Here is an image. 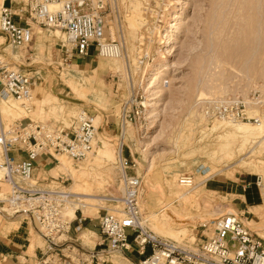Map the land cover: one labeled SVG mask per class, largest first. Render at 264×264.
I'll return each instance as SVG.
<instances>
[{
  "label": "rangeland",
  "instance_id": "obj_1",
  "mask_svg": "<svg viewBox=\"0 0 264 264\" xmlns=\"http://www.w3.org/2000/svg\"><path fill=\"white\" fill-rule=\"evenodd\" d=\"M106 1L117 14L114 34L122 49L115 58L98 56L91 49L88 56L63 62L59 44L63 33L30 19L32 37L22 46L7 44L0 32V60L7 68L35 77L29 98L0 93V127L28 118L69 126L77 112L85 110L97 132L85 159L74 163L65 154L53 152L41 154L46 166L35 163L28 181L45 185L61 180L70 192L82 195L73 194L70 199L79 201L80 207L75 218L64 213L71 219L69 228L54 238L51 250H44L45 240L27 215L20 211L13 215L27 230V252L36 257L34 264H92L89 251L104 249L103 243H97V222L109 207L104 195L121 191L120 145L122 155L133 161L128 172L141 177L140 223L156 234L175 241L198 239L194 235L198 236L200 222L233 211L264 237V187L252 183L241 187L255 174L264 183V117L257 122L242 120L243 129H235L225 120H208L201 111L202 101L212 96H236L264 105V0ZM26 2L0 0V6L22 13L21 17L13 14L22 22L23 15H29ZM169 37L173 41H167ZM129 98L134 102L129 103ZM122 107L132 113L121 132L117 116ZM102 139L113 144V160L99 154ZM238 147L240 153L235 152ZM203 151L228 160L232 169L211 164ZM63 159L81 176L80 186L62 170ZM180 173L192 175L193 191H185L182 186L186 185L178 183ZM7 191L0 181L4 213H10L2 199ZM242 191L246 192L244 202L238 194ZM192 192L197 199L184 203L178 198ZM254 204L260 206L246 211ZM3 215L1 221L6 220ZM80 215L90 218L88 224L79 221ZM128 253L108 250L99 257L106 264H134L138 255Z\"/></svg>",
  "mask_w": 264,
  "mask_h": 264
},
{
  "label": "built area",
  "instance_id": "obj_2",
  "mask_svg": "<svg viewBox=\"0 0 264 264\" xmlns=\"http://www.w3.org/2000/svg\"><path fill=\"white\" fill-rule=\"evenodd\" d=\"M26 5L29 15H23L22 22L13 19V14L21 17L22 13L0 6V32L12 47L31 40L30 19L63 33L59 43L63 62L67 63L74 56H88L91 49L101 57L121 55V41L110 31L111 27H116L117 14L106 0H27ZM33 84L35 77L17 68H7L0 60L1 94L29 97ZM133 99L129 98V103L134 102ZM134 104L136 113L137 103ZM201 111L208 120L232 118L257 122L264 117L262 103L236 96L207 97L202 101ZM130 113L132 110L123 107L119 110V129L127 116L130 120ZM95 133L92 116L85 110H79L69 126L34 122L28 118L25 122L18 119L7 128L0 127V181L8 186L2 199L6 200L10 211L4 213L5 207H0V213L13 216L20 211L27 215L45 240V251L51 250L56 245L54 238L66 234L69 228L71 219H67L62 210L73 194L61 180L45 185L28 181L33 175L35 158L39 154L59 152L76 163L91 151ZM117 162L121 191L117 195H104L103 200L109 207L98 217L100 240L97 243L105 247L89 251L92 264H106L99 254L108 250L137 254L134 264H264V237L243 222L240 212L226 211L209 222H200L198 236L194 235L199 240L175 241L142 225L138 205L141 177L135 171L128 172L133 161L122 155L121 145ZM177 180L186 186L193 182L192 175L187 173H180ZM251 183L262 185L261 176L255 174L252 180L243 181L242 189Z\"/></svg>",
  "mask_w": 264,
  "mask_h": 264
},
{
  "label": "bare ground",
  "instance_id": "obj_3",
  "mask_svg": "<svg viewBox=\"0 0 264 264\" xmlns=\"http://www.w3.org/2000/svg\"><path fill=\"white\" fill-rule=\"evenodd\" d=\"M147 3V2H146ZM149 5V4H148ZM146 6V5H145ZM165 6V5H164ZM147 8H149L148 6H146ZM149 10V9H148ZM150 15V14H149ZM175 17V16H174ZM142 19L140 18V19H137V21H136V24H138V23H140V21H141ZM173 26V25H172ZM158 30V29H157ZM110 31L112 32V33H114V31H115V28H113V27H111V29H110ZM151 33V32H150ZM171 37V36H170ZM168 38V40L167 41H171L172 40V38ZM258 40V41H257ZM173 41V40H172ZM256 41H257V44H258V42L260 41V36L258 35L257 36V38H256ZM257 46V45H256ZM13 57H15V56H13ZM117 57V56H116ZM115 58V57H114ZM136 60V59H135ZM134 60V61H135ZM136 62H138V63H140L139 62V60H137ZM165 67V66H164ZM166 68V67H165ZM157 71V70H156ZM68 78V77H67ZM68 80H70V79H68ZM71 83V82H70ZM70 86V85H69ZM30 97V96H29ZM29 97H23L22 99H26V98H29ZM17 99H19V98H17ZM21 101V100H20ZM74 108V107H73ZM74 110V109H73ZM77 110V109H76ZM74 112V111H73ZM74 114V113H73ZM96 119V118H95ZM223 122V121H222ZM220 123H221V121H220ZM245 122L244 121H242V120H239V119H232V118H229V119H226L225 120V122H224V124L225 125H227L228 127H231V128H235V129H243V124H244ZM124 124V123H123ZM223 124V125H224ZM97 133V132H96ZM95 133V134H96ZM96 138V136H94V138H93V141H94V139ZM100 139V138H99ZM102 143H103V146H102V148H100V150H98V152H99V154H101L102 156H105L106 158H107V160H113V156H114V153H113V144L109 141V140H106V139H102ZM123 146V145H122ZM242 151V148L241 147H238V149L235 151L236 153H240ZM90 153V151L87 153V155ZM201 153H203V155L204 156H206L208 159H210V163L211 164H213V165H217V166H221L220 168H222V167H224V168H226V169H232L231 167L232 166H229L230 165V163L228 162V160H224V159H222V157H218V156H211L210 155V153L209 152H205V151H203V152H201ZM86 155V156H87ZM86 156L83 158V159H85L86 158ZM62 164H60V165H63V168H65V169H62V170H65V173L68 175V176H70L72 179H73V181H74V183L76 184V182L78 183V185H79V181L80 180H82L81 178H79V177H81V176H78V173L76 174L75 173V171H76V169L74 170V168L70 165V163L67 161V160H65V159H63L62 161ZM169 166L170 165H165V167L164 168H166V169H168L169 168ZM60 168H62V167H60ZM59 168V169H60ZM219 170V169H218ZM228 171V170H227ZM80 175V174H79ZM226 175V174H225ZM228 175H230V177L232 178V171L230 172V171H228ZM229 177V176H228ZM81 182V181H80ZM74 184V185H75ZM80 186V185H79ZM182 186V185H181ZM182 187H185L184 188V190L185 191H193L194 190V188H195V183H191L190 185H188V186H182ZM262 187H264V183H262V185H261V188ZM67 188H69V187H67ZM77 188V190H79L78 188V186L76 187ZM75 188V189H76ZM260 188V189H261ZM70 191V190H69ZM72 194H77V195H82V193H80L79 191L78 192H74V191H72ZM194 194L195 193H193L192 192V194H184V193H181V194H178V198L179 199H181V201H183L184 203L185 202H188L190 199H192L193 197H195V199H197V196H194ZM145 196L147 197L148 196V194H145ZM68 203V202H67ZM258 206H260V204H257V205H253V206H251V207H249V208H247V210L248 209H252V208H255V207H258ZM77 207H80V202L79 201H74V200H70V202L68 203V207H66V209H65V206H64V208H63V210H62V214L66 217L67 215L68 216H71V217H74L75 216V209L77 208ZM66 212V214H64ZM140 212V211H139ZM67 219H69L68 217H66ZM169 219H170V217H169ZM213 219V218H212ZM241 219L243 220V222L245 223V221H244V219L241 217ZM141 220L139 219V222H140ZM246 224V223H245ZM249 226V225H248ZM259 233V232H258ZM132 264V263H131Z\"/></svg>",
  "mask_w": 264,
  "mask_h": 264
},
{
  "label": "crops",
  "instance_id": "obj_4",
  "mask_svg": "<svg viewBox=\"0 0 264 264\" xmlns=\"http://www.w3.org/2000/svg\"><path fill=\"white\" fill-rule=\"evenodd\" d=\"M13 19L15 20V18ZM15 21L20 22L19 20ZM46 162L47 161L43 159V156H41V154H39L35 158V163H41V167L46 166ZM238 194L242 196V198H240V202H244L246 192L242 191L238 192ZM3 218L6 220L1 221L0 219V264H34V260L36 257L27 252L28 234L27 230L25 229V226L23 224L18 223L19 217L17 218V215H3ZM89 219L90 218L86 219L85 216H81L79 221L88 224Z\"/></svg>",
  "mask_w": 264,
  "mask_h": 264
}]
</instances>
